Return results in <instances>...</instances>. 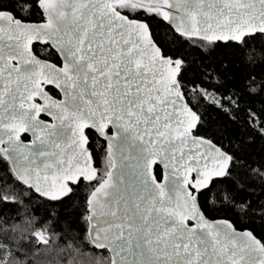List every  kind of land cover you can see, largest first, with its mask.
<instances>
[{
	"label": "water",
	"instance_id": "obj_1",
	"mask_svg": "<svg viewBox=\"0 0 264 264\" xmlns=\"http://www.w3.org/2000/svg\"><path fill=\"white\" fill-rule=\"evenodd\" d=\"M168 1L40 0V24L0 13V149L20 185L55 202L96 173L86 132L105 143L112 167L86 200L87 237L110 264H264L250 231L199 207L196 193L223 179L231 158L194 135L181 62L163 56L145 22L115 9L164 11L180 37L239 44L264 35V0ZM34 44L50 46L61 67L36 58Z\"/></svg>",
	"mask_w": 264,
	"mask_h": 264
},
{
	"label": "trees",
	"instance_id": "obj_2",
	"mask_svg": "<svg viewBox=\"0 0 264 264\" xmlns=\"http://www.w3.org/2000/svg\"><path fill=\"white\" fill-rule=\"evenodd\" d=\"M115 9L145 22L163 56L181 62L178 81L199 117L194 135L231 158L226 176L196 193L201 211L211 221L226 220L238 231H250L264 246V35L239 44L191 40L178 36L159 10L127 2ZM0 11L15 18L40 16L34 0H0ZM90 143L102 169L98 182L110 159L103 156L102 140L91 137ZM160 175L157 167L158 181ZM95 185L80 182L55 202L36 196L15 180L0 149V264H110L109 254L87 237L86 200Z\"/></svg>",
	"mask_w": 264,
	"mask_h": 264
},
{
	"label": "flooded vegetation",
	"instance_id": "obj_3",
	"mask_svg": "<svg viewBox=\"0 0 264 264\" xmlns=\"http://www.w3.org/2000/svg\"><path fill=\"white\" fill-rule=\"evenodd\" d=\"M18 2H21V0H16ZM23 1H26V0H23ZM36 2V6H37V9L39 10L40 12V16L36 19H32L28 16H24L22 15V18H15L12 14V18L15 19V20H20L21 22L23 23H27V24H40V23H43L44 22V17L38 7V3L40 0H34ZM163 7H165L166 9H168V7L170 6V3L168 0H163L161 2V4H159ZM27 12V9H22V13H26ZM0 13H9V12H6V11H0ZM164 16H165V20L168 19V13L167 12H161ZM10 14V13H9ZM32 53L34 54V56L36 58H38L39 60L41 61H44V62H47V63H50L56 67H61L62 65V60L60 59L59 55L48 45H39V44H34L32 46ZM45 91L51 96L53 97L54 99L56 100H60V95L55 91L53 90L52 88H45ZM40 120L44 121V122H47L48 120L42 116L39 117ZM108 134H111L110 130L107 131ZM86 136L88 138V144H87V149L90 151V154H91V157H92V160H93V164H94V168H95V175L92 179L90 180H79L75 185H69V189L71 191L72 187H75L78 183L80 182H90V181H95V186L94 188L91 190V192L97 188L99 186V184L103 181V179L105 178L107 172L111 169L112 167V162L110 160V167L105 171L104 175L102 176V178L99 179V181L97 182L96 181V178L97 176L99 175L100 171H102L101 167L99 166V161L96 163V161L94 160V155H93V152L92 150L90 149V138H96V139H99L98 136L96 134H94L93 132H90V131H87L86 132ZM101 140V139H99ZM21 141L23 143H29L30 142V138L27 136V135H23L21 137ZM104 147L106 148V145L104 143ZM104 151L101 152V154H103ZM103 156L105 157H108V151H107V148H106V152L103 154ZM109 159V158H108ZM90 192V193H91ZM70 193V192H69ZM68 193V194H69ZM87 216H88V213H87Z\"/></svg>",
	"mask_w": 264,
	"mask_h": 264
},
{
	"label": "rangeland",
	"instance_id": "obj_4",
	"mask_svg": "<svg viewBox=\"0 0 264 264\" xmlns=\"http://www.w3.org/2000/svg\"><path fill=\"white\" fill-rule=\"evenodd\" d=\"M140 1H142V2H144V3H148L147 1H152V3H154V4H156V5H159V4H161V2L163 1V0H140ZM143 3V4H144ZM123 9V8H122ZM204 96H205V98L206 99H208V100H215L211 95H209V94H204ZM1 250H3V246L0 244V251Z\"/></svg>",
	"mask_w": 264,
	"mask_h": 264
},
{
	"label": "snow or ice",
	"instance_id": "obj_5",
	"mask_svg": "<svg viewBox=\"0 0 264 264\" xmlns=\"http://www.w3.org/2000/svg\"><path fill=\"white\" fill-rule=\"evenodd\" d=\"M23 2V0H21V3Z\"/></svg>",
	"mask_w": 264,
	"mask_h": 264
}]
</instances>
